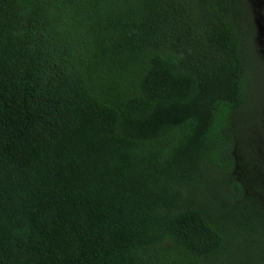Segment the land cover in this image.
I'll return each instance as SVG.
<instances>
[{
    "label": "trees",
    "instance_id": "16d2710c",
    "mask_svg": "<svg viewBox=\"0 0 264 264\" xmlns=\"http://www.w3.org/2000/svg\"><path fill=\"white\" fill-rule=\"evenodd\" d=\"M252 1L0 0V264H264Z\"/></svg>",
    "mask_w": 264,
    "mask_h": 264
},
{
    "label": "rangeland",
    "instance_id": "374dc122",
    "mask_svg": "<svg viewBox=\"0 0 264 264\" xmlns=\"http://www.w3.org/2000/svg\"><path fill=\"white\" fill-rule=\"evenodd\" d=\"M262 1L261 4H259V2ZM255 2L258 4V9L261 11L260 13H257L255 22L256 24L259 26L258 27V36H259V45L261 47V52L264 54V0H253L252 3V8H256L257 6L255 4ZM255 13V11H253ZM254 140V141H253ZM245 148H246V156H247V160L251 161L252 163L256 164V165H260L262 164V166H264V159L262 158V154L260 152H255V151H259V147L257 146V144L255 143V139L250 138V136L247 134L246 138H245ZM255 150V151H254ZM255 156V157H253Z\"/></svg>",
    "mask_w": 264,
    "mask_h": 264
}]
</instances>
